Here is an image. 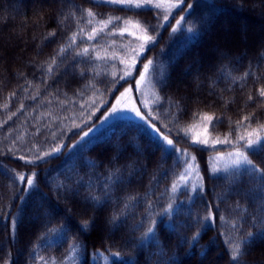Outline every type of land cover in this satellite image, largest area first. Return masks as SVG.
Returning a JSON list of instances; mask_svg holds the SVG:
<instances>
[{
	"label": "trees",
	"instance_id": "trees-1",
	"mask_svg": "<svg viewBox=\"0 0 264 264\" xmlns=\"http://www.w3.org/2000/svg\"><path fill=\"white\" fill-rule=\"evenodd\" d=\"M255 1L263 7L254 12ZM246 21L252 33L243 37ZM136 22L155 40L133 75L153 61L152 119L196 157L202 189L195 193L189 183L171 191L186 158L166 153L136 122L115 119L84 136L133 81L120 77L142 43ZM125 27L136 36L121 35ZM261 87L264 0H185L170 14L104 0H0V264H236L234 243L244 253L240 264H264V238L256 236L264 231V179L211 171L213 153H234L244 145L239 135L264 125ZM204 114L219 120L208 125ZM197 135L209 145L193 146ZM249 156L264 169V153ZM33 173L31 187L17 178Z\"/></svg>",
	"mask_w": 264,
	"mask_h": 264
},
{
	"label": "snow or ice",
	"instance_id": "snow-or-ice-1",
	"mask_svg": "<svg viewBox=\"0 0 264 264\" xmlns=\"http://www.w3.org/2000/svg\"><path fill=\"white\" fill-rule=\"evenodd\" d=\"M106 3H111V4H119V5H124L127 6L128 8H135V9H141V10H157L162 8V4L164 3V0H104ZM185 2V0H177L176 3H171L170 7L166 9V11L170 14L172 9L176 8H181V5ZM189 8H191V5H188ZM88 16H94L95 14L91 11V9L87 10ZM116 20H119V17L115 18ZM169 19V15L164 16V20L167 21ZM184 17L182 16L180 20L176 21L177 27H173L172 31L175 33L178 28L182 26V22L184 21ZM91 23V21H89ZM100 23L103 25L102 28L100 29H93L92 35L89 36V39H93L95 35H97L99 32H102L104 28H107L109 24L112 23V19H109L107 21H100ZM126 24H132V21H126ZM133 27L138 29L141 32V35L137 37V39L141 40L142 43L139 45V50H133L134 51V56L132 58V63L129 65V70L124 72V75L120 77V79H126L128 77H131L133 75L132 69L135 68V65L137 61L140 59V57L143 55L145 51L148 50V46L151 45L155 37L152 35H149V28L144 27L141 25L140 22H136L133 24ZM188 32H192V29H186ZM125 33H129V29L127 27L123 28L120 30V34L123 35ZM129 34L136 36V32H130ZM50 36L55 35V33H49ZM72 42H75V35L72 37ZM63 51V49H62ZM88 49H83V53L87 54ZM113 59H116V57H112ZM55 61H53L54 63ZM124 63V61H121ZM153 66V61L149 60L147 63L143 64V71L140 73V79L136 82L137 83V90H139V86L142 82H144L147 78L148 73L152 69ZM118 83V81H117ZM128 91V90H126ZM123 95V94H122ZM258 95L260 98H264V87H261L258 91ZM249 100H252L253 97L249 96ZM135 112L136 116L143 117L141 116V113L139 112L138 109L132 108V109H127V108H118L114 106L109 113V116L112 118H121V114L125 112ZM195 115V114H194ZM203 121H206L208 125L214 126L215 123L219 120L218 117H215L214 115H208L204 114L202 117H200ZM251 119L250 116H246L243 118V121H248ZM237 125H240L242 121H237ZM155 126L153 125V128ZM93 129H89V132L84 133V136L87 137ZM159 131V130H157ZM184 132V137L188 138L189 137V130H182ZM261 131H264V125H262L259 129H254L252 132H248L246 135H239L237 137V143L239 142H244L243 148H237L234 153H229V157H233L231 159L230 164L227 166L226 169H219L217 167L212 168V173L214 177H218L219 173L221 171H227L228 168L233 170V174L239 178L240 176L244 174H256L259 173L261 175V178L264 179V169H260L254 161L250 158L249 153L252 155H260L261 153H264V135H261ZM205 132H207V127L205 128ZM83 139V137H82ZM213 144H218V143H230L228 139H225L223 141L221 140H215L212 142ZM191 144L193 146L197 145H203V146H208L209 145V140L205 137L204 139H201L199 135L195 136L191 140ZM161 146L163 147V150L166 153H177L178 156L177 158L179 159L180 156L185 157L186 159L184 160V163L187 165L185 170L179 174V179L175 181L172 186H171V191L173 193L177 192L181 187L186 188L188 183H189V178L193 175L196 174L197 176V182L192 185V192L195 193L198 190L202 189V185L199 183V174L197 171V165L195 164L196 157L191 155L186 149H179L176 147V144L174 143L173 140L169 139L167 136L162 137V143ZM75 147V145H74ZM54 151H59V149H56ZM45 156L50 155V153H45ZM20 159H26L24 157H20ZM37 160L42 159V157H36ZM220 159V158H217ZM189 161H192V163H189ZM26 163H34V161L31 160H26ZM34 176L35 174L33 173L32 176L26 177L24 174H18V179L21 182L26 181L27 185L29 187L33 186L34 184ZM172 205L169 204L168 209H171ZM167 211V210H166ZM214 219L213 214H210L208 217V220L211 221ZM16 221L13 218L12 220V225L13 227L15 226ZM85 227L87 226V222H85ZM171 227V225H169ZM149 233H152L154 238V230L152 228L148 229ZM248 237L253 238L252 241H249L248 239H244V243L248 245V247H251V243H254L255 237L254 234L248 233ZM256 236L264 238V231L257 233ZM195 239V237H194ZM244 253L241 250V245L240 243H234L230 249V256L232 261L236 262V264H240V257ZM107 259V258H105ZM113 259L114 261L118 262L120 260V254L115 253L113 254Z\"/></svg>",
	"mask_w": 264,
	"mask_h": 264
},
{
	"label": "rangeland",
	"instance_id": "rangeland-1",
	"mask_svg": "<svg viewBox=\"0 0 264 264\" xmlns=\"http://www.w3.org/2000/svg\"><path fill=\"white\" fill-rule=\"evenodd\" d=\"M176 2H177V0H164V3L162 4L161 10L165 11L168 7H170L171 3H176ZM262 3H261V1H255L254 12L258 11L260 8L262 9V7H263ZM259 4H261V5L259 6ZM247 10H250V8H247ZM256 15L261 16V13H257ZM239 20L241 22H243L244 18L240 17ZM225 27L227 29H230L229 26L225 25ZM240 30H241L243 37L244 36L247 37L252 33V27L247 21H246L245 25L244 24L241 25ZM212 37H213V35L209 39L211 40ZM215 51H217V53L220 55L224 54V50L219 49L216 46H215ZM147 62H144L143 64H145ZM195 63H196L195 64L196 68H199V63L198 62H195ZM143 64H142V67L138 68V73H137L138 75L137 76L132 75L130 77V79L133 80L132 82L134 83V86H132L133 83L131 82V83H127L125 85H122L120 87L119 91L115 95L111 104L107 107V109L105 111H103L101 113L98 121L92 126V128H91V129H93L92 133L99 131L107 123H109L115 119H129V120H132V121L136 122L137 124L141 125L143 129L150 132L158 141H160L162 143V137L165 135L160 131V129L157 128V126L154 125V121H153L152 115H151L152 105L155 102L156 95L152 89L153 86L151 85V82H149V80H148L149 79L148 78L149 73L147 75L146 80L140 84L139 90H137V83L136 82L140 79V73L143 71ZM132 71L134 72L133 69H132ZM185 74H187V72ZM189 74L192 75V73H189ZM218 74H219V71H218ZM191 75L189 77L186 76L187 78L185 76L181 75L179 80H181V81L183 80L185 82V80H187L188 78L191 79V77L193 76V75L192 76ZM197 86H198L197 90L199 91L200 85L198 84ZM126 90H128V91H126ZM114 106H116L118 108H127V109L136 108L141 113V116L143 117V119H141V117H139V116H136L135 112H131V111L122 113L121 118H112L109 116V113L111 112V110ZM153 125L155 126L154 128H153ZM157 130H159V131H157ZM217 158H220V159H217ZM232 158L233 157H229V155L225 154V153H219V154H215V155L213 153V155L211 157V170L213 167H217V168L222 169V170L227 168V166L230 164ZM189 163H192V161H189ZM186 167H187V165H186ZM196 182H197V176H196V174H193L189 178V184H190L191 189H192V185ZM199 183L201 184L200 179H199ZM111 223H112L111 220L108 219V225H111Z\"/></svg>",
	"mask_w": 264,
	"mask_h": 264
}]
</instances>
